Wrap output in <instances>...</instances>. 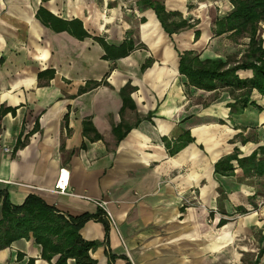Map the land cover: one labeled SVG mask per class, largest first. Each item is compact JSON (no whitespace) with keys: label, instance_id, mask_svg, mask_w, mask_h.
Returning <instances> with one entry per match:
<instances>
[{"label":"crops","instance_id":"1","mask_svg":"<svg viewBox=\"0 0 264 264\" xmlns=\"http://www.w3.org/2000/svg\"><path fill=\"white\" fill-rule=\"evenodd\" d=\"M137 1L0 0V219L5 196L21 205L35 194L69 216L100 217L80 230L99 242L96 264H239L243 235L254 262L264 248V174L244 175L233 161L235 174L223 175L215 163L264 145V96L255 91L253 104L231 114L229 92L188 87L179 72L186 50L235 63L250 39L216 35L232 0H162L193 24L173 36ZM130 39L129 55L105 57L103 43ZM93 81L106 83L84 89ZM128 82L135 108L122 113ZM119 124L132 126L120 140ZM185 131L194 142L172 154L167 140ZM41 254L33 237L21 238L0 249V264L59 257Z\"/></svg>","mask_w":264,"mask_h":264},{"label":"trees","instance_id":"2","mask_svg":"<svg viewBox=\"0 0 264 264\" xmlns=\"http://www.w3.org/2000/svg\"><path fill=\"white\" fill-rule=\"evenodd\" d=\"M137 4L141 10L153 9L162 27L170 36L185 28L193 27V24L188 22L179 11H168L162 0H138ZM232 4L233 9L224 17L217 19L216 35L230 32L229 36L232 38L249 37L248 50L241 60L232 63L230 59H202L194 51L186 50L180 53L179 72L187 77L188 87L229 92L234 99L233 102L228 103L230 112L240 114L249 104L255 102L251 100L255 91L264 96V47L260 36L262 30L260 23L264 22V0H232ZM74 21L78 28H82L81 21ZM195 34L199 36V31ZM103 44L106 50L105 57L111 59L127 56L136 48L132 39L119 47ZM149 61L144 64V68L149 65ZM241 69H251L253 76L242 78L238 74ZM103 82L105 81H93L84 89L96 87ZM134 90L135 87L130 82L121 88L120 93L124 101L122 113L127 107L135 108L131 98ZM122 127L119 124L114 128L118 140L124 138L132 128L127 125L125 131L121 132ZM191 142H194V138L189 131H185L173 144L168 140L166 144L170 152L175 154ZM233 161H237L238 168L243 170L244 175H263L264 145L243 157L239 156V149H235L233 153L223 156L215 163V172L223 175L235 174L237 168ZM1 209L0 249L10 246L21 238L33 237L42 248L43 259L51 261L54 256L59 255L54 264H69L70 258L75 260V264L97 263L90 251L94 250L99 242L85 240L80 230L88 220L100 218L98 215L69 216L35 194L28 195L21 205L12 204L5 196ZM225 223L226 220L221 219L220 224ZM263 252L264 248H261L252 264H260V256Z\"/></svg>","mask_w":264,"mask_h":264},{"label":"rangeland","instance_id":"3","mask_svg":"<svg viewBox=\"0 0 264 264\" xmlns=\"http://www.w3.org/2000/svg\"><path fill=\"white\" fill-rule=\"evenodd\" d=\"M206 4L209 5L208 3H205V5ZM246 237L247 236L243 235L241 237L239 236L238 238L242 239L243 242H246L247 243V246H246L245 243L241 242L240 240H238V245L235 246V247H237L238 253L240 255V262H239V264H251L253 262V255L252 254H254V251H251V252L249 251L248 252V250H245L246 248H244V247H248V241H247V238ZM251 244H252L251 246L253 247L255 243H251Z\"/></svg>","mask_w":264,"mask_h":264},{"label":"built area","instance_id":"4","mask_svg":"<svg viewBox=\"0 0 264 264\" xmlns=\"http://www.w3.org/2000/svg\"><path fill=\"white\" fill-rule=\"evenodd\" d=\"M6 150H9V149L6 148ZM62 170H63V169H62ZM68 182H69V176H68L67 178H65L64 181H62V180L59 181L58 184H59V189H60L61 192H65L66 187H67V185H68ZM99 204H100L101 206H106L107 202L103 201V202H100ZM106 214H107V217H108L110 223H111L113 226H116V221H115L113 215L110 213V211L106 212Z\"/></svg>","mask_w":264,"mask_h":264}]
</instances>
